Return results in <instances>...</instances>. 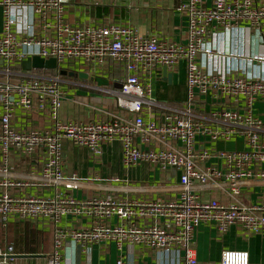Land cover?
I'll return each mask as SVG.
<instances>
[{"label": "built area", "instance_id": "2783aa9c", "mask_svg": "<svg viewBox=\"0 0 264 264\" xmlns=\"http://www.w3.org/2000/svg\"><path fill=\"white\" fill-rule=\"evenodd\" d=\"M76 1L0 0V224L6 226L11 220L52 224L53 249L46 264H62L60 251L67 238L82 247L113 243L120 252L124 245L160 254L174 251L181 254L182 264H198L193 243L200 224L213 226L219 234L235 226L264 236V202L246 205L239 201L245 185L264 183V171L258 170L264 164V125L253 109L257 101H264V55L238 49L241 40L248 38L263 43L264 0H178L173 11L185 19L184 42L142 35L129 22L104 18L93 24L72 22L68 6ZM89 1L91 6L101 4V0ZM34 56L55 60L57 69L20 71L21 62ZM107 62L126 72L116 91V103L132 117L62 119L60 109L67 92L60 70ZM180 64L185 67L184 102L180 107L157 102L142 76L156 68L173 71ZM18 109L45 112L50 128L16 130L11 118ZM238 138L241 150L207 147ZM62 140L95 156L101 154L103 144L118 142L127 168L144 164L161 172L178 171L174 182L147 185L150 192L174 193L175 197L120 199L111 194V183L122 180L105 184L97 178L65 177ZM37 151L48 156L40 174L27 181L12 179L9 154L32 156ZM94 183L107 193L82 199L71 194L45 198L9 193L32 186L70 191ZM215 190L230 202L210 196ZM68 215L89 218L90 227L58 228L61 218ZM113 218L117 224L110 223ZM10 251H0V255ZM117 264H123L121 259ZM220 264H248V254L225 250Z\"/></svg>", "mask_w": 264, "mask_h": 264}, {"label": "crops", "instance_id": "0c3cea01", "mask_svg": "<svg viewBox=\"0 0 264 264\" xmlns=\"http://www.w3.org/2000/svg\"><path fill=\"white\" fill-rule=\"evenodd\" d=\"M164 1L166 0L155 2V7L148 5L128 7L115 5L114 0H101V4L95 7L90 5L89 0L83 2L77 0L75 4L68 6V15L72 22L78 24H93L102 21L103 18L115 22H129L142 35L157 34L164 39L163 41L184 42L185 19L173 11L178 0H168L172 2V8L161 7ZM1 22L0 9V29ZM241 41L243 43L238 45V49L248 54L264 55V40L261 44L260 40H255V38ZM162 69L156 68L148 75H143L142 81L150 86L151 96L157 102L180 107L186 94L184 64H180L176 70L167 71L171 75L170 80L164 79ZM70 72L85 73L87 78L69 76ZM59 75L65 81L62 87L67 92V98L60 109L62 119L91 121L109 120L110 115L122 118L132 117L131 113L118 107L116 103V91L126 77L122 66L107 62L102 66L84 69L77 65L74 68L61 69ZM253 109L254 114L263 121L264 125V101H257ZM145 117H148L146 112ZM11 125L20 131L33 128L48 130L50 121L45 112L40 113L34 109L31 113H25L18 109L14 111ZM261 135L264 139V126ZM212 146L225 150H241L243 147L240 138L227 143L210 144L207 147ZM60 154L62 172L65 177L97 178L105 184L112 179L122 180L111 183L114 188L111 194L117 198L144 200L175 197L174 193L150 192L147 190V185L153 182L159 184L174 182L179 176L178 171L171 169L161 172L144 164L127 168L122 164L121 146L118 142L103 144L101 154L95 156L88 149L76 146L68 140H62ZM47 159L48 156L43 151H37L32 156H22L11 152L8 156L10 177L18 181H27L30 176L37 177ZM1 163L0 153V166ZM258 170L264 171V164L259 166ZM124 180H129V182L126 183ZM95 185L99 184L94 183L93 186L70 191L63 187L55 191L53 188L32 186L11 189L9 193L12 196L45 198L53 197L56 193L61 196L71 194L76 199L107 193L102 192ZM209 195L224 203L230 202V198L221 191L215 190ZM239 201L246 205L264 202V183L251 182L245 185ZM110 223L114 225L118 222L113 218ZM57 227L66 231L88 229L90 219L85 216L68 215L61 218ZM53 230V225L46 220L30 222L11 220L6 226L0 224V251L4 253L11 248V254L0 255V264H46L47 257L53 249ZM193 245L198 264H220L221 253L225 250L246 252L248 264H264V236L250 234L235 226L230 227L226 233L219 234L213 226L200 224L195 230ZM60 254L62 264H117L119 259L123 264H182L181 254L178 255L174 251L160 254L142 246L124 245L120 252L113 243L90 244L82 247L73 242L71 238L65 240Z\"/></svg>", "mask_w": 264, "mask_h": 264}, {"label": "water", "instance_id": "95a60500", "mask_svg": "<svg viewBox=\"0 0 264 264\" xmlns=\"http://www.w3.org/2000/svg\"><path fill=\"white\" fill-rule=\"evenodd\" d=\"M20 69L22 72H28L32 69H45V70L54 71L57 69V65H56L55 60L53 59L44 60L42 58L34 56V57H31V58H28L22 61L20 64ZM61 73L63 74L64 72H61ZM162 74H163L164 79L170 80L171 75L167 73V70L165 67H163L162 69ZM68 75L78 77L80 79L87 78V74L82 73V72H70L68 73Z\"/></svg>", "mask_w": 264, "mask_h": 264}, {"label": "rangeland", "instance_id": "374dc122", "mask_svg": "<svg viewBox=\"0 0 264 264\" xmlns=\"http://www.w3.org/2000/svg\"><path fill=\"white\" fill-rule=\"evenodd\" d=\"M85 0H81L83 2ZM115 5H124L128 7H138V6H146L149 7H155L154 1H148V0H114ZM160 4V3H158ZM163 8H172V2H169L168 0L164 1L161 5ZM185 21V20H184ZM185 28V27H184Z\"/></svg>", "mask_w": 264, "mask_h": 264}, {"label": "trees", "instance_id": "16d2710c", "mask_svg": "<svg viewBox=\"0 0 264 264\" xmlns=\"http://www.w3.org/2000/svg\"><path fill=\"white\" fill-rule=\"evenodd\" d=\"M105 10V9H104ZM106 11V10H105ZM108 12V11H107ZM53 73V72H52Z\"/></svg>", "mask_w": 264, "mask_h": 264}]
</instances>
